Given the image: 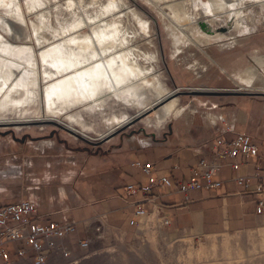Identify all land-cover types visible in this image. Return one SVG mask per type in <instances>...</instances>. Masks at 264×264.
I'll list each match as a JSON object with an SVG mask.
<instances>
[{
    "label": "rangeland",
    "instance_id": "rangeland-1",
    "mask_svg": "<svg viewBox=\"0 0 264 264\" xmlns=\"http://www.w3.org/2000/svg\"><path fill=\"white\" fill-rule=\"evenodd\" d=\"M169 3L165 0H0V89L10 92L12 99L26 101L21 109L0 111V119H6L0 125V172L16 178L17 164H23L27 170L22 182L34 192L43 178L48 183H44V192L49 199L55 188L74 190L77 183L85 185L86 176L97 173L100 164L106 162L104 159L113 157L126 140L159 132L161 138L171 120L182 113V105L194 96L211 94L207 89H182L184 50L191 47L208 57L206 47L227 46L239 37L264 29V0L246 2L238 27L231 29L225 21H220L213 32L209 27L208 30L196 27V23L199 25L205 19L202 16L205 7L199 0ZM174 3H182V19L191 15L194 25L187 28V33L194 36L198 46L182 39L163 15L164 10L174 16L171 9ZM110 26L117 29V39L125 43L118 52L124 53L121 59L156 77L170 92L168 101L178 100L177 112L157 129L144 124V119L154 111L139 114L128 96L124 97L123 89L118 94L107 93L102 109L92 106L94 103L72 104L59 115L60 105L47 108L48 87L74 75L76 70L69 69V65L76 60L83 43H98L101 38L98 32ZM238 84L230 91L246 93L239 89L243 84ZM127 114L132 117L129 124L99 137L111 128L112 117ZM69 115L83 117L88 130L93 132L84 133L74 125L76 131L70 130L66 119ZM68 218L79 219L81 214H69ZM84 222L90 223L87 230L84 224L77 223V233L82 238L88 235L93 239L92 250L76 260V264H264V216L257 228L205 237L184 232L170 235L167 226L154 215L145 219L144 227L138 231H124L107 223L102 227L97 215ZM99 226L101 231L97 232ZM5 247L8 250L14 244Z\"/></svg>",
    "mask_w": 264,
    "mask_h": 264
},
{
    "label": "crops",
    "instance_id": "crops-1",
    "mask_svg": "<svg viewBox=\"0 0 264 264\" xmlns=\"http://www.w3.org/2000/svg\"><path fill=\"white\" fill-rule=\"evenodd\" d=\"M205 51L208 57L191 47L182 52V89H207L211 94L194 96L182 105V113L171 120L161 138L159 132L126 140L113 157L104 159L97 173L85 175V185L79 186L74 180L77 188H55L51 199L44 192V183H48L42 178L32 192L33 188L21 180L27 167L17 164L16 178L0 172V207L30 200L55 222L77 212L81 218L73 220L82 226L97 215L109 226L138 231L145 219L138 218V226H130L136 208L131 204L143 200L144 195H129L125 188L147 185L149 176L136 168L135 162L153 164L155 178L166 176L187 182L197 164L211 157L217 139L230 142L242 133L252 137L261 159L240 154L236 159L238 170L229 166V160L223 161L220 188L189 193L158 188L152 193L163 206L170 235L184 232L205 237L257 228L264 216L257 214L259 200L264 201V29L227 46L206 47ZM237 83L245 86L238 84L246 93L230 91ZM216 115H223L226 122L211 125L209 119ZM237 178L247 184H237ZM260 184L262 194L256 192ZM144 205L148 213L152 211V203Z\"/></svg>",
    "mask_w": 264,
    "mask_h": 264
},
{
    "label": "bare ground",
    "instance_id": "bare-ground-1",
    "mask_svg": "<svg viewBox=\"0 0 264 264\" xmlns=\"http://www.w3.org/2000/svg\"><path fill=\"white\" fill-rule=\"evenodd\" d=\"M201 1L199 0L205 7L202 13L205 19L199 22V25L196 23V27L201 28V25H204L205 30H208L209 27L213 32L220 21H225L226 25H229L231 29L238 27L242 22L241 17L244 15L246 2L250 0ZM165 2L169 3L171 0H165ZM172 7L171 9L175 11L173 17L165 13L164 10L162 11L163 15L170 20L173 27L181 34L182 39L198 46L194 36L187 33V28L194 25L191 15H186L184 19L181 18L180 10L183 12L182 3H174ZM98 33L101 34L100 41L98 40L99 42L97 41L98 43L96 44L83 43L81 52L76 56V60L69 65V69L76 70V73L48 87L46 93L47 108L51 110L50 108L53 105H60V109H62L59 112L61 113L59 114L55 111L57 112L55 114L59 115L64 114L66 106L70 107L72 104L88 103L90 105L94 103L92 106L102 109L106 104L107 93L112 94L114 92L116 94L118 90L122 91L123 89L124 97L128 96V101L138 110L139 114L154 111L144 119V124L147 127L159 128L177 112L178 100L173 98L168 101L171 94L156 77H150L151 73L136 67L137 64H131L121 59L124 53L118 52L125 43L117 39V29L110 26ZM206 36L212 38L209 34H206ZM211 40L214 39L212 38ZM77 59L81 61L77 62ZM3 91L1 88L0 111L6 109L18 110L25 105V100L12 99L10 92L6 93ZM29 96L30 93L28 92ZM159 104H161L160 108L157 107ZM66 119L70 124V130L76 131L73 128L74 125V127L81 128L82 132L88 133L86 130L89 127L86 126L83 117L69 115ZM111 119V128H108L105 135H99V137H106L118 127L129 124L132 117L127 114L118 117L114 116ZM5 120L0 119V125ZM88 131L93 132L92 130Z\"/></svg>",
    "mask_w": 264,
    "mask_h": 264
},
{
    "label": "built area",
    "instance_id": "built-area-1",
    "mask_svg": "<svg viewBox=\"0 0 264 264\" xmlns=\"http://www.w3.org/2000/svg\"><path fill=\"white\" fill-rule=\"evenodd\" d=\"M209 121L216 126L218 122H226V118L216 115L210 117ZM240 154L261 159L251 136L241 133L230 142L217 139L211 157L204 158L197 164L193 177L187 182L166 176L155 178L151 173L153 164L135 162L133 165L149 176V182L140 188L134 185L125 188L129 195L140 192L144 195L143 200L131 204L136 205V208L130 226H138V218L149 219L151 215L158 216L161 224L168 226L169 220L164 216L163 206L156 202L152 192L158 188L183 193L218 189L222 186L218 178L224 166L223 161L229 160V166L238 170L240 164L236 159ZM236 182L239 185L247 184L242 178H237ZM256 192L262 194L261 184ZM146 202L153 204L149 213L144 207ZM263 204L264 201L259 200L257 214L260 216L264 215ZM101 222V226L104 225L105 222L100 220ZM88 225L89 222H84L86 230ZM101 226L96 228L97 232L101 231ZM8 244H14V247L7 250L5 246ZM92 244L93 239L88 235L83 238L79 236L75 220L64 215L60 222H55L50 219V215L41 214L38 205L33 201L22 200L0 207V264H76V260L90 253Z\"/></svg>",
    "mask_w": 264,
    "mask_h": 264
},
{
    "label": "water",
    "instance_id": "water-1",
    "mask_svg": "<svg viewBox=\"0 0 264 264\" xmlns=\"http://www.w3.org/2000/svg\"><path fill=\"white\" fill-rule=\"evenodd\" d=\"M201 28L205 30V26L204 25H201Z\"/></svg>",
    "mask_w": 264,
    "mask_h": 264
}]
</instances>
